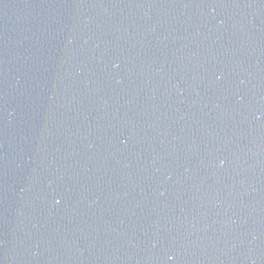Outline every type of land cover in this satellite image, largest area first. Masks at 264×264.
Listing matches in <instances>:
<instances>
[{"label": "water", "instance_id": "obj_1", "mask_svg": "<svg viewBox=\"0 0 264 264\" xmlns=\"http://www.w3.org/2000/svg\"><path fill=\"white\" fill-rule=\"evenodd\" d=\"M0 264H264V0H0Z\"/></svg>", "mask_w": 264, "mask_h": 264}]
</instances>
